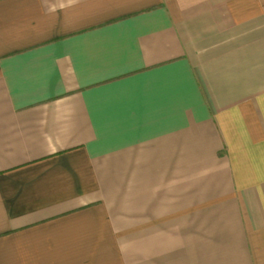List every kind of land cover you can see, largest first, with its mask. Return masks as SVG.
I'll list each match as a JSON object with an SVG mask.
<instances>
[{"label": "crops", "instance_id": "1", "mask_svg": "<svg viewBox=\"0 0 264 264\" xmlns=\"http://www.w3.org/2000/svg\"><path fill=\"white\" fill-rule=\"evenodd\" d=\"M0 264H264V0H0Z\"/></svg>", "mask_w": 264, "mask_h": 264}]
</instances>
